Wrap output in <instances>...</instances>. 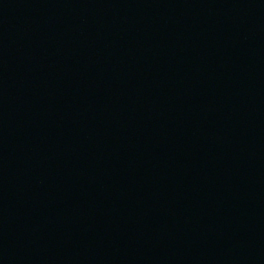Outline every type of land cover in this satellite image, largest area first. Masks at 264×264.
Segmentation results:
<instances>
[{
  "label": "water",
  "instance_id": "1",
  "mask_svg": "<svg viewBox=\"0 0 264 264\" xmlns=\"http://www.w3.org/2000/svg\"><path fill=\"white\" fill-rule=\"evenodd\" d=\"M0 264H264V0H0Z\"/></svg>",
  "mask_w": 264,
  "mask_h": 264
}]
</instances>
